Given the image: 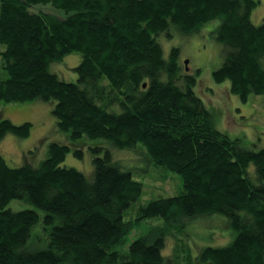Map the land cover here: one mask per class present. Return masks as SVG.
<instances>
[{
    "label": "trees",
    "instance_id": "1",
    "mask_svg": "<svg viewBox=\"0 0 264 264\" xmlns=\"http://www.w3.org/2000/svg\"><path fill=\"white\" fill-rule=\"evenodd\" d=\"M257 4L0 0V102L51 101L68 138L51 141L37 166L9 165L0 152V264H264V148L246 149L216 127L195 91L199 69L189 72L178 47L164 55L160 43L176 32L200 35L218 20L210 34L223 60L212 80H229L242 101L263 94L264 20L251 19ZM67 55H75L74 80L50 70ZM4 113L0 139L29 134V120L14 123ZM85 149L89 173L61 164L68 151L82 157ZM134 157L143 180L176 173L177 192L140 202ZM12 199L36 208L13 210ZM130 206L135 218L125 219ZM211 213L227 217L234 238L186 253L174 229ZM151 219L162 223L125 247L135 224ZM167 236L175 237L165 256Z\"/></svg>",
    "mask_w": 264,
    "mask_h": 264
},
{
    "label": "rangeland",
    "instance_id": "2",
    "mask_svg": "<svg viewBox=\"0 0 264 264\" xmlns=\"http://www.w3.org/2000/svg\"><path fill=\"white\" fill-rule=\"evenodd\" d=\"M251 19L255 24L264 20V0H258V4L251 12ZM218 22V20H214L204 24V32L200 35L194 34V36L187 37L176 32L170 37H161L160 43L164 55L168 54L171 46H177L179 56L188 59L189 72L193 73L196 69H199L200 76L196 80L195 91L211 111L217 128L233 137H239L242 146L246 149L264 148V93H249L247 99L242 101L238 95L229 93V80L226 79L222 82L212 80V70L218 68L223 60L220 44L210 34V31L217 26ZM73 54L79 55L77 53ZM75 55H67L61 61L52 63L50 70L56 72L65 80H74L76 77L72 78L71 75L73 73L72 58ZM52 105L51 101L40 99L28 103L0 102V110H4L6 112L4 116L14 123L25 120L31 122L30 132L27 136L7 133L0 139V152L9 165L18 166L29 163L32 166H37L47 156L51 141L64 142L68 139L67 133L56 126L55 118L51 112ZM22 115H24L23 118L19 117ZM126 156L127 154L124 152L122 157ZM134 158L132 165L141 168V171L134 172L135 177L142 179L144 184L140 202L177 192L181 183L176 173H169L171 178L165 181L153 180L151 177L143 180V173H147L144 171L145 167L137 162V159H141ZM61 164L73 166L82 172L89 173L91 170V154L85 149L82 157H76L72 151H68ZM250 168L253 170L252 166ZM173 185L174 188H172ZM162 187L165 188L166 192ZM147 189H150L149 192ZM8 207L13 210L36 208L33 204L20 199H12L8 203ZM38 211L41 213V210L38 209ZM124 218H135V208L133 206L127 209ZM156 223L162 222L160 219H151L136 223L137 226L126 237L125 247L135 237L144 233L150 225ZM174 233L182 236L186 248L185 252H189L192 256H195L206 245L221 246L228 244L235 236V230L229 225L227 217L220 213L197 217L182 227L180 231L174 229ZM174 237H166V245L162 249L163 255L169 254L172 243L170 238ZM163 264L172 263L165 260Z\"/></svg>",
    "mask_w": 264,
    "mask_h": 264
},
{
    "label": "water",
    "instance_id": "3",
    "mask_svg": "<svg viewBox=\"0 0 264 264\" xmlns=\"http://www.w3.org/2000/svg\"><path fill=\"white\" fill-rule=\"evenodd\" d=\"M185 63H187L188 62V59H185V61H184ZM143 86H145V83H143Z\"/></svg>",
    "mask_w": 264,
    "mask_h": 264
}]
</instances>
